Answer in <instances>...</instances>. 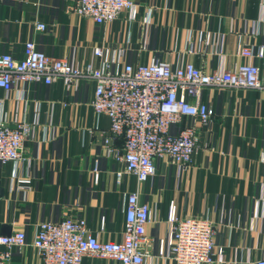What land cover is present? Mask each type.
<instances>
[{"label":"crops","instance_id":"1","mask_svg":"<svg viewBox=\"0 0 264 264\" xmlns=\"http://www.w3.org/2000/svg\"><path fill=\"white\" fill-rule=\"evenodd\" d=\"M73 1L0 0V54L21 59L31 39L46 54L80 66L93 62L95 47L124 46L133 63L158 57L221 69L242 61L243 44L264 46V0H136L134 10L108 24L72 13ZM35 21L46 29L36 30ZM260 67L264 77V61ZM94 87L86 80L68 90L58 78L0 88V116L31 126L26 160L0 163V234L6 224L9 233L23 227L27 238L23 248L13 249L9 264H42L31 244L38 223L65 214L85 218L100 240H122L125 201L136 190L152 218L146 232L154 243L144 264H174L158 253L160 239L164 249L170 240L171 201L179 216L212 221L215 251L221 253L212 264L264 257V90L204 88L200 99L214 116L198 133L201 148L193 163L183 170L157 162L156 174L139 186L104 154L100 133H107L109 120L93 112ZM21 180L27 189L19 188ZM81 264L119 263L84 256Z\"/></svg>","mask_w":264,"mask_h":264},{"label":"built area","instance_id":"2","mask_svg":"<svg viewBox=\"0 0 264 264\" xmlns=\"http://www.w3.org/2000/svg\"><path fill=\"white\" fill-rule=\"evenodd\" d=\"M135 1L74 0L70 11L97 24H108L134 10ZM34 27L44 31L47 26L35 21ZM129 53L124 46L95 47L93 62L80 66L67 57L46 54L28 39L21 59L11 52L0 54V88L8 91L16 84L30 82L51 84L60 78L69 90L81 81L93 80L90 105L96 116L109 120L107 133H100L104 154L120 162L123 172L134 175L139 186L156 174L157 162L183 170L193 163L201 148L198 133L214 116L213 108L200 99L204 88L264 90L262 45L243 44L239 48L242 61L221 69H205L192 61L173 64L158 57L133 63L127 57ZM30 132L25 120L9 122L0 116V163L26 160L23 147ZM97 177L95 170V180ZM27 187V180H21L19 188ZM150 222V205L136 190L125 201L122 240H100L85 218L65 214L59 220L40 221L31 244L42 264H81L84 256L119 264H144L151 257L154 243L146 232ZM167 222L170 240L164 249L160 239L159 255H166L174 264L219 261L221 253L216 254L215 231L208 216H179L171 201ZM26 244L23 227L0 234V264H9L13 249L20 250ZM244 264H264V257L248 259Z\"/></svg>","mask_w":264,"mask_h":264},{"label":"water","instance_id":"3","mask_svg":"<svg viewBox=\"0 0 264 264\" xmlns=\"http://www.w3.org/2000/svg\"><path fill=\"white\" fill-rule=\"evenodd\" d=\"M3 195H4V188L1 186V183H0V198ZM1 233H3V234H8L9 233V229H8V226L6 224L2 225Z\"/></svg>","mask_w":264,"mask_h":264}]
</instances>
